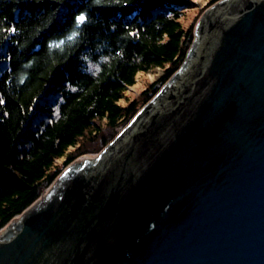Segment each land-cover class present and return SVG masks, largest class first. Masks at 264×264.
Masks as SVG:
<instances>
[{
  "label": "water",
  "instance_id": "water-1",
  "mask_svg": "<svg viewBox=\"0 0 264 264\" xmlns=\"http://www.w3.org/2000/svg\"><path fill=\"white\" fill-rule=\"evenodd\" d=\"M98 155L0 230V264H264V0H218Z\"/></svg>",
  "mask_w": 264,
  "mask_h": 264
},
{
  "label": "trees",
  "instance_id": "trees-1",
  "mask_svg": "<svg viewBox=\"0 0 264 264\" xmlns=\"http://www.w3.org/2000/svg\"><path fill=\"white\" fill-rule=\"evenodd\" d=\"M192 4L0 0V230L89 152L79 142L98 122L115 132L129 122L139 104L120 100L139 71L162 68L161 84L181 66L194 33L180 16Z\"/></svg>",
  "mask_w": 264,
  "mask_h": 264
},
{
  "label": "rangeland",
  "instance_id": "rangeland-1",
  "mask_svg": "<svg viewBox=\"0 0 264 264\" xmlns=\"http://www.w3.org/2000/svg\"><path fill=\"white\" fill-rule=\"evenodd\" d=\"M191 1L193 4L191 5L190 8L185 9V11L180 16V20L182 22L183 27L184 28L191 27L195 35V30H196L195 25L201 19L202 14L207 10L209 6L207 7L205 5L207 0H191ZM163 73H164V70L162 68H157V67L149 68V70L147 71H142V72L139 71L136 74L135 82L132 85L128 86V89L124 92V99H121L120 103L127 104L131 100H136V102L139 104V107H138L139 110L136 112L138 113L141 107L145 105L147 102H149L152 96L155 95L161 89L163 84L166 82L165 81L164 83H161V84L158 83V79L162 75H164ZM150 84H156L158 86L157 91L154 94H152L151 98L148 101L143 102L145 95L142 92L145 89L147 90L150 89L151 88ZM149 92L150 91L148 90V93ZM98 124L100 125V128L97 130L96 134H87L86 137L79 142L80 149L83 151H86V152L89 151V152L87 154H81L77 158H80L82 156H87V155H93V156L98 155V152L106 146V145L104 147L100 146V138L107 137L108 135H110L109 137V141H110L120 132V130L127 123L120 125L116 132L115 130L111 131L110 128H106L103 122H98ZM61 160L62 159H59L57 163H60Z\"/></svg>",
  "mask_w": 264,
  "mask_h": 264
},
{
  "label": "snow or ice",
  "instance_id": "snow-or-ice-1",
  "mask_svg": "<svg viewBox=\"0 0 264 264\" xmlns=\"http://www.w3.org/2000/svg\"><path fill=\"white\" fill-rule=\"evenodd\" d=\"M76 19H77V22H81V21H83L85 19V17L83 15H80ZM69 39H71V37H69Z\"/></svg>",
  "mask_w": 264,
  "mask_h": 264
}]
</instances>
